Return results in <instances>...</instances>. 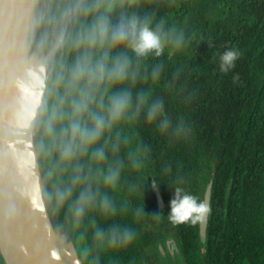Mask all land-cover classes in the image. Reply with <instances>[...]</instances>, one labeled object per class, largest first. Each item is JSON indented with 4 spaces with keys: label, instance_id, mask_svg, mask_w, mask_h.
<instances>
[{
    "label": "trees",
    "instance_id": "trees-1",
    "mask_svg": "<svg viewBox=\"0 0 264 264\" xmlns=\"http://www.w3.org/2000/svg\"><path fill=\"white\" fill-rule=\"evenodd\" d=\"M71 1L40 0L43 13L33 47L50 48ZM123 12L151 17L154 25L163 21L165 28L183 32L187 46L182 52L169 55L165 50L139 62L142 73L156 66L161 69L159 80L140 83L137 90L149 91L150 100H160L162 111L153 122L141 115L121 128L130 143L119 154L124 162L120 183L109 192L116 213L105 217L89 211L79 226L67 204L55 209L52 194L66 182L67 173L54 174L52 162L40 149L53 103L52 78L61 57L59 47L55 49L37 138L54 225L71 236L85 264H94V259L99 264H160L156 253L148 251L154 230L162 237L174 234L184 264H264V0H132ZM76 14L77 10L64 33L74 27ZM109 17L113 24L125 18L120 9H113ZM226 48H235L239 56L232 69L221 72L219 55ZM132 150L138 153L139 166L131 162ZM204 155L214 163L207 179L199 177ZM152 178L165 201L162 213ZM210 178L208 238L201 245L199 221L171 223L169 202L177 186L203 200ZM113 226L133 231V242L118 250L95 249V229L107 231ZM200 247L201 263L196 259ZM0 264H6L1 251Z\"/></svg>",
    "mask_w": 264,
    "mask_h": 264
},
{
    "label": "clouds",
    "instance_id": "clouds-1",
    "mask_svg": "<svg viewBox=\"0 0 264 264\" xmlns=\"http://www.w3.org/2000/svg\"><path fill=\"white\" fill-rule=\"evenodd\" d=\"M131 3L81 0L74 27L58 40L61 57L52 78L53 103L44 121L46 139L40 149L52 162L54 174L67 173L66 182L54 188V207L59 210L67 204L77 226L89 211L105 217L116 213L109 192L120 183L124 162L119 154L130 143L121 128L141 115L153 122L162 111L160 100H150L149 91L137 90L140 83L159 80L161 69L156 66L142 73L139 62L150 54L160 56L167 50L171 55L187 46L183 32L165 28L163 21L154 25L151 17L125 14L123 9ZM113 9L125 16L119 24L110 20ZM238 56L235 48H226L219 55V70L228 72ZM129 156L133 166H139L137 151H129ZM169 205L167 218L173 224L201 221L211 211L207 202L179 186ZM134 238L128 228L97 227L93 244L98 250H118ZM94 264H99L98 259Z\"/></svg>",
    "mask_w": 264,
    "mask_h": 264
},
{
    "label": "water",
    "instance_id": "water-1",
    "mask_svg": "<svg viewBox=\"0 0 264 264\" xmlns=\"http://www.w3.org/2000/svg\"><path fill=\"white\" fill-rule=\"evenodd\" d=\"M79 3L70 2L44 51L32 46L40 0H0V251L6 264H85L71 236L51 218L37 143L53 53ZM151 184L161 212L164 198L155 178ZM211 192L209 182V205ZM208 223L209 214L199 221L202 242ZM159 250L163 264H184L174 235Z\"/></svg>",
    "mask_w": 264,
    "mask_h": 264
},
{
    "label": "flooded vegetation",
    "instance_id": "flooded-vegetation-1",
    "mask_svg": "<svg viewBox=\"0 0 264 264\" xmlns=\"http://www.w3.org/2000/svg\"><path fill=\"white\" fill-rule=\"evenodd\" d=\"M60 20V19H59ZM59 24V23H58ZM202 170L200 171V173H199V177L201 178V179H207V178H209L210 177V173L212 172V170H213V168H214V163H213V161H212V159H210V158H208V156H206V155H204L203 157H202ZM209 182H211L212 183V179L210 178V180H209ZM209 182H208V184H209ZM208 184L206 185V189H207V186H208ZM206 189H205V191H206ZM204 194H205V192H204ZM203 200H204V195H203ZM157 208H158V206H157ZM164 209H165V207H164ZM164 209H163V211H164ZM159 210V209H158ZM163 211H159L160 213H162ZM208 225H209V223H208ZM170 234H172V233H169V234H167V235H164L163 237L162 236H159L158 235V231H156V230H154V231H152V233H151V237L153 238L152 239V241L149 243V248H148V251L150 252V250L149 249H151V252H154V253H156V256H157V259H159V262H160V264H163L162 263V257H161V253H160V250H159V245L160 244H164L165 243V240H166V237L168 236V235H170ZM172 235H174V234H172ZM207 238H208V227H207ZM207 238H206V242H202L201 241V239H200V236H199V242H200V244L201 245H205L206 243H207ZM178 242V241H177ZM178 246H179V244H178ZM180 247V246H179ZM180 250H181V248H180ZM202 251H203V249H202V247H200L199 249H198V256H197V261L198 262H200L201 261V253H202ZM150 252V253H151ZM148 254V253H147ZM149 255V254H148ZM183 255H184V253H183ZM184 257H185V255L183 256V260H184ZM201 263V262H200ZM203 264V263H202Z\"/></svg>",
    "mask_w": 264,
    "mask_h": 264
},
{
    "label": "bare ground",
    "instance_id": "bare-ground-1",
    "mask_svg": "<svg viewBox=\"0 0 264 264\" xmlns=\"http://www.w3.org/2000/svg\"><path fill=\"white\" fill-rule=\"evenodd\" d=\"M22 72H24L26 70V65H22Z\"/></svg>",
    "mask_w": 264,
    "mask_h": 264
}]
</instances>
